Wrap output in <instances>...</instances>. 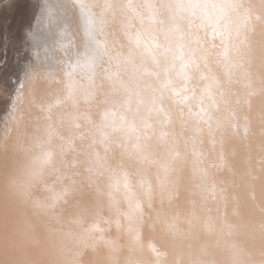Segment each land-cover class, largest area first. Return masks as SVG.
Listing matches in <instances>:
<instances>
[{
  "label": "snow or ice",
  "instance_id": "obj_1",
  "mask_svg": "<svg viewBox=\"0 0 264 264\" xmlns=\"http://www.w3.org/2000/svg\"><path fill=\"white\" fill-rule=\"evenodd\" d=\"M0 264H264V0H0Z\"/></svg>",
  "mask_w": 264,
  "mask_h": 264
}]
</instances>
